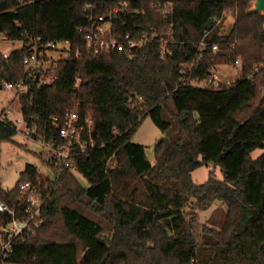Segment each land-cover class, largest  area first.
I'll return each instance as SVG.
<instances>
[{"label":"trees","instance_id":"trees-1","mask_svg":"<svg viewBox=\"0 0 264 264\" xmlns=\"http://www.w3.org/2000/svg\"><path fill=\"white\" fill-rule=\"evenodd\" d=\"M119 2L128 7L114 22L116 34L147 40L131 57L94 51L78 31L88 24L85 5L99 14ZM251 2L0 0V36L22 41L6 57L0 50V86L29 74L23 58L35 38L69 43V57L47 70L51 81L29 76L28 89L18 95L21 117L59 143L47 120L57 116L62 122L74 110L80 119H92L98 138L74 163L85 183L63 168L42 207L45 220L14 240L8 260L264 264V16L250 11ZM224 9L233 21L228 33L218 34L214 17ZM160 38L170 49L164 59ZM202 38L205 45L196 50ZM236 59L241 75L231 84L220 89L188 84L209 79L216 65ZM146 116L167 133L154 143V161L145 145L131 139ZM15 132L0 118V151ZM257 148L262 152L254 157ZM209 163L222 176L209 171L196 183L193 170ZM35 169L26 164L9 190L0 184V200L16 204L19 182L33 180ZM215 201L226 207L217 228L196 214ZM6 219L0 212V221Z\"/></svg>","mask_w":264,"mask_h":264},{"label":"built area","instance_id":"built-area-1","mask_svg":"<svg viewBox=\"0 0 264 264\" xmlns=\"http://www.w3.org/2000/svg\"><path fill=\"white\" fill-rule=\"evenodd\" d=\"M127 7L126 2H119L115 5L106 6L103 13L94 14L91 5L84 6L88 24L79 26L78 31L84 35L88 47H91L94 51H118L127 57H131L135 50L147 42L145 38H136L129 32L116 34L114 22L119 15L127 11ZM165 16L166 14H164ZM228 16L232 17L230 11L226 13L223 10L220 15L214 17L215 26L218 24L225 25ZM208 33L209 31H206L205 35ZM218 34H220V31ZM32 42L31 51L23 58V64L29 70V74L14 81H3L1 86L23 92L29 87L27 82L29 76L49 82L53 79V76L48 75L47 70L55 67L59 60L69 57V43L67 41L43 42L37 37ZM59 43H67L68 46L58 48ZM158 43L161 45L160 57L164 59L166 54L170 53V49L166 47L164 38H160ZM204 45L205 42L202 38L194 44V47L196 50H201ZM217 49L216 44L212 45L213 51ZM59 51L63 54L66 53V56L63 57L60 53L58 54ZM7 54L3 52L4 57ZM234 64L236 67L241 68L239 59H236ZM216 79L217 76L212 69L209 79H193L188 84L203 88L220 89L232 83L220 82ZM9 114H11L9 110H5L3 113L0 112V118L10 121L16 130L20 129L25 138L39 143L43 150L41 153L43 158L41 159L44 165L40 168L36 167L37 175L33 180L26 179L19 182L16 204L9 205L0 200V212L8 215V219L0 221L1 264H15L8 260L14 240L23 238L32 226H39L45 220L42 207L50 194L51 186L55 183L62 169L70 167L74 170L78 179L82 178V175L74 168L76 157L94 148L98 139L92 134V119L90 117L80 119L74 110L66 111L61 120L62 122L57 116H51L47 120V124L52 131H55L57 137L61 139L59 143H55L52 136L47 140L45 132L40 133L37 128H30L21 116L14 121L9 117Z\"/></svg>","mask_w":264,"mask_h":264},{"label":"rangeland","instance_id":"rangeland-1","mask_svg":"<svg viewBox=\"0 0 264 264\" xmlns=\"http://www.w3.org/2000/svg\"><path fill=\"white\" fill-rule=\"evenodd\" d=\"M252 3L253 0L251 2V7ZM224 11L228 13L230 9H224ZM232 21L233 16H228V21L225 25H216L217 33L219 31L220 34L228 33L232 25ZM21 44L22 41L19 39L11 40L0 36V50L2 52L8 53L9 51L19 48ZM62 46H68V44H58V48ZM57 53L59 54L60 51ZM60 55L65 57L66 53H60ZM213 72L217 76L216 80L220 82H234L235 80L239 79L241 75L240 68L236 67L235 64L216 65L213 68ZM19 92L8 89L4 86H1L0 88V112L3 113V111L9 110L11 112L9 117L14 121H16V119L21 116L20 104L18 100ZM166 135L167 133L161 132L153 124L150 117L146 116L142 119L136 131L132 134L131 139L134 142L145 145L148 157L154 161V143L159 138L165 137ZM42 151L43 150L39 143L25 138L20 129L16 130L11 138V141L3 142L1 144L0 151V184L2 188L5 190L11 189L18 179L19 173L25 168L26 164H32L37 168L43 166L44 164L42 163L41 159L43 158L41 155ZM261 152L262 149L257 148L252 152V155L255 157ZM209 171H213L214 175L219 178L222 176L220 168L209 163L207 165L204 164L195 168L192 172V178L196 183H203L207 179ZM79 180L83 184L85 183L83 178H79ZM225 210L226 207L223 203L215 201L209 208L205 210H196V214L201 223L217 228L220 227L221 223L223 222Z\"/></svg>","mask_w":264,"mask_h":264},{"label":"water","instance_id":"water-1","mask_svg":"<svg viewBox=\"0 0 264 264\" xmlns=\"http://www.w3.org/2000/svg\"><path fill=\"white\" fill-rule=\"evenodd\" d=\"M250 11L259 12L264 16V0H253L252 7H250ZM263 27H264V22H263Z\"/></svg>","mask_w":264,"mask_h":264},{"label":"crops","instance_id":"crops-1","mask_svg":"<svg viewBox=\"0 0 264 264\" xmlns=\"http://www.w3.org/2000/svg\"><path fill=\"white\" fill-rule=\"evenodd\" d=\"M4 38V37H3Z\"/></svg>","mask_w":264,"mask_h":264}]
</instances>
